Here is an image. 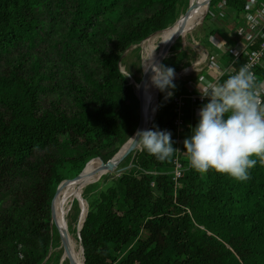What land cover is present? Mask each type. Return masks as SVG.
Here are the masks:
<instances>
[{
    "label": "trees",
    "instance_id": "trees-1",
    "mask_svg": "<svg viewBox=\"0 0 264 264\" xmlns=\"http://www.w3.org/2000/svg\"><path fill=\"white\" fill-rule=\"evenodd\" d=\"M225 1L237 11L246 0ZM188 2L0 0V264H59L56 188L134 133L138 99L124 54ZM193 54L181 49L188 65ZM176 82L173 93L185 92ZM165 96L160 89L141 148L120 163L130 166L83 187L79 236L72 202L68 233L83 264H264V121L234 111L231 92L206 101V115L182 133L193 157L176 183V107Z\"/></svg>",
    "mask_w": 264,
    "mask_h": 264
},
{
    "label": "built area",
    "instance_id": "built-area-1",
    "mask_svg": "<svg viewBox=\"0 0 264 264\" xmlns=\"http://www.w3.org/2000/svg\"><path fill=\"white\" fill-rule=\"evenodd\" d=\"M216 7L217 12L210 6L207 13L214 20L219 15L222 17L221 13L225 14L222 25L228 26L223 35H215L213 44L216 53L196 43L197 57L190 65L173 75L175 80H184L185 92H172L167 96L176 107L173 121L175 133L172 137V142L176 145L172 171L176 183L192 157L190 146H181L185 141L182 133L190 125V119L206 115V101L216 103L231 92L234 111L243 108L258 113V118H264V0L259 4L257 0H246L244 7L237 11L225 0L216 1ZM235 18L241 24L232 26ZM226 51L231 56L225 61L223 55ZM244 86L252 88L250 94L244 92Z\"/></svg>",
    "mask_w": 264,
    "mask_h": 264
},
{
    "label": "bare ground",
    "instance_id": "bare-ground-1",
    "mask_svg": "<svg viewBox=\"0 0 264 264\" xmlns=\"http://www.w3.org/2000/svg\"><path fill=\"white\" fill-rule=\"evenodd\" d=\"M191 8L187 12H185L175 28L171 31L164 30L159 31V47L161 48L168 38L169 35L172 37L178 32H187L190 30L192 26H198L201 22L203 15L207 9L208 0H190ZM170 33V34H169ZM185 35V34H184ZM143 42V41H142ZM141 42V43H142ZM145 42V41H144ZM146 50V57L143 60V68L144 71L149 72V78L144 86V92L142 94V101H143V110H144V122L146 127H148V121L151 120L152 115L154 114V108L156 104V97L159 91V87L166 81V75L159 74V68L156 63V58L152 56V53H155V48L151 45L145 46ZM156 67V69H155ZM132 78V77H131ZM101 162L97 160H92L88 162L86 169L91 170L95 167L99 166ZM101 174V173H100ZM99 173L96 174H89L83 179L71 180L67 179L64 180L58 189L57 196L53 199L52 203V221L56 224L61 222V212L60 209L63 207L69 211L71 203L73 202L74 197L80 198L78 195L81 194L82 189L88 183L93 182L97 179L100 175ZM66 182V183H65ZM83 202V201H82ZM86 212V205L83 202V216L80 221L79 226H81L84 215ZM68 254H71L78 262L82 261V255L80 250H75L73 243L70 240L67 249ZM62 262L64 261L63 258L61 259Z\"/></svg>",
    "mask_w": 264,
    "mask_h": 264
},
{
    "label": "rangeland",
    "instance_id": "rangeland-1",
    "mask_svg": "<svg viewBox=\"0 0 264 264\" xmlns=\"http://www.w3.org/2000/svg\"><path fill=\"white\" fill-rule=\"evenodd\" d=\"M216 1L217 0L212 1L213 4H211L212 10H214L215 12L218 11V9L216 7ZM260 1L261 0H257V3L259 4ZM221 14H222V17L224 18L225 14H223V13H221ZM207 15L208 14H206V19H205V22L203 23L202 26L192 28L189 31H187L186 33L181 32L182 35L179 36V38L176 40V42H174V44L172 45L174 51L172 52L170 50L169 54L166 55V57L164 58V60L162 62L163 64H161V69H162L161 72L163 73V75H166L169 77H167L166 81L161 85L162 88H160V89L162 91V94L163 93L166 94L165 97L169 96V93H172L177 87V82H176V80H174L173 75L175 73L179 72L181 70V68L188 65L190 63V60L192 59V58H190L189 61H184L181 58V49L186 48L187 51L189 52V54L191 56H193V55H195V54H193V52L195 51V47H196L195 44L200 43L201 46L206 47L210 52L216 53V51H215L216 48H214L215 45L213 44V41L215 40V35H217L218 33L223 35L228 30L227 25L221 26V24L219 22H216L213 17H211L210 15H208V16ZM240 22L241 21L238 18H235V24H232V26H235L237 24H241ZM211 29H214V32L210 34ZM159 34H160V32L156 31V32L150 34L148 37H146L143 40V42L139 44L140 49L137 52L132 51V50H129V52H128V50H127L126 53L124 54V59H125L126 64L121 65L120 68L122 71L126 72V74L129 75L130 82L134 83V85H135L134 87H136L134 79H133L132 75H130L128 73V70L125 69V66H127V68L129 67V70L131 71V73H133V75H135L137 77H141L143 70H144L143 60L146 57L145 46L151 45L155 48L156 52L152 53V56L154 58H156V57L159 58V53L162 51L163 46L161 48L159 47V42H160ZM176 35H177V33L173 37H175ZM137 54H139L140 59L137 58ZM196 57H197V54H196L195 58ZM157 61H158V59L156 60V63H157ZM155 69H156V67H155ZM161 72L159 70V74L162 77ZM259 120L264 121V118L260 117ZM95 160H97V159H95ZM120 163L118 164V166L114 170H112L113 171L112 176H116L124 168L130 166V164H128L127 166L123 167V166H120ZM96 180H94V181H96ZM88 184H90V183H88ZM74 199H77V198L74 197ZM83 202L85 203V201H83ZM71 205H72V203H71ZM85 205H86V203H85ZM70 210H71V206H70L69 212H70ZM82 216H83V209H82V215L80 217V221L82 219ZM80 221H79V224H80ZM70 240L73 243L75 250H77V251L80 250L79 242H77V240H75V238H73V237H71ZM61 259H62V255H61L60 260Z\"/></svg>",
    "mask_w": 264,
    "mask_h": 264
},
{
    "label": "water",
    "instance_id": "water-1",
    "mask_svg": "<svg viewBox=\"0 0 264 264\" xmlns=\"http://www.w3.org/2000/svg\"><path fill=\"white\" fill-rule=\"evenodd\" d=\"M189 8H191V3L190 0L188 2L187 7L180 12V14L178 15V17L173 21V23H171L169 26H167L165 29L161 30H168L171 31L175 28V26L177 25V23L179 22L181 16L187 12L189 10ZM210 8V0H208V5H207V9L203 15L202 21L201 23L198 25L199 27L203 25V23L205 22L206 19V14H207V10ZM198 26H192L190 29L192 28H196ZM170 34V33H169ZM181 32L177 33V35L175 37H172L171 35L168 36V38L166 39L165 44L162 47V51L159 53V58H158V66H159V70L161 72V64L164 60V58L166 57V55L169 54L172 45L174 44V42H176V40L179 38V36H181ZM124 72V71H123ZM162 73V72H161ZM163 74V73H162ZM149 78V72L143 70V73L139 79L138 82H135L136 87H135V94L137 96L138 99V123H137V127L134 131V133L121 145V147L119 148V150L111 157L109 158L107 161H103L100 158H98L101 163L99 166L95 167L94 169L88 170L86 169V166L88 164L89 161L86 162L85 166L83 167V169L81 170V172L76 175L75 177L72 178H65L63 179L57 186L56 191L54 193L53 199L57 196L58 193V189L60 187V184L67 179H71V180H77V179H83L84 177H86L89 174H96V173H111L112 174V170H114L118 164L133 150L136 149H140L141 148V143L142 141L145 139L146 134L149 130L150 124L155 116L156 113V109H157V105H158V95H159V91L161 86L159 87V91L156 97V104H155V108H154V114L152 115L151 120L148 121V127H146V124L144 122V110H143V101H142V94L144 92V86L146 85L147 81ZM101 174L98 176V178L101 176ZM97 178V179H98ZM80 198L77 200L79 201V205H80V215L78 218V222L76 225L77 228V233L78 230L80 229L81 226H79V221H80V217L82 215V209H83V202L85 201L84 198L82 197L81 194L78 195ZM53 199L51 201V221H52V203H53ZM61 212V222L59 224H55V226L58 229L59 232V237H60V241L61 244L59 247L62 248V258L63 260H67L69 262V264H83V260H84V255H83V246L80 243V251H81V255H82V261L78 262L71 254H68L67 249H68V244L70 243V236L68 233V225H67V215H68V210L65 208H61L60 209ZM79 236V233H78ZM62 263V260H60L59 264Z\"/></svg>",
    "mask_w": 264,
    "mask_h": 264
},
{
    "label": "clouds",
    "instance_id": "clouds-1",
    "mask_svg": "<svg viewBox=\"0 0 264 264\" xmlns=\"http://www.w3.org/2000/svg\"><path fill=\"white\" fill-rule=\"evenodd\" d=\"M175 80V79H174ZM170 81V80H169ZM168 82V81H167ZM162 87V86H161Z\"/></svg>",
    "mask_w": 264,
    "mask_h": 264
}]
</instances>
